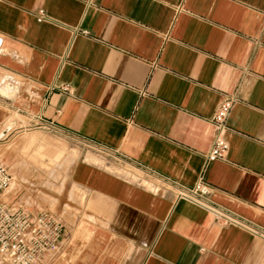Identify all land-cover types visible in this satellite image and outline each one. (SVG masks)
<instances>
[{
  "label": "crops",
  "instance_id": "obj_1",
  "mask_svg": "<svg viewBox=\"0 0 264 264\" xmlns=\"http://www.w3.org/2000/svg\"><path fill=\"white\" fill-rule=\"evenodd\" d=\"M225 96L228 150L206 162ZM14 115L23 148L76 154L57 190L31 174L0 198L54 206L51 264H264V0H0V142ZM199 180L259 232L177 198Z\"/></svg>",
  "mask_w": 264,
  "mask_h": 264
},
{
  "label": "built area",
  "instance_id": "obj_2",
  "mask_svg": "<svg viewBox=\"0 0 264 264\" xmlns=\"http://www.w3.org/2000/svg\"><path fill=\"white\" fill-rule=\"evenodd\" d=\"M43 20V12L40 11L37 21ZM59 89L69 92L67 86ZM233 104L234 99L225 96L213 112L210 123L215 134L205 155L206 162L223 159L227 153L225 136ZM14 180L10 167L0 158V198L11 189ZM211 190L210 185L199 180L192 187L178 188L177 198L206 210L220 227L236 225L259 232L250 223L215 204L210 198ZM64 233V225L54 212L24 208L17 203V196L11 201L0 199V264H51L62 251Z\"/></svg>",
  "mask_w": 264,
  "mask_h": 264
},
{
  "label": "rangeland",
  "instance_id": "obj_3",
  "mask_svg": "<svg viewBox=\"0 0 264 264\" xmlns=\"http://www.w3.org/2000/svg\"><path fill=\"white\" fill-rule=\"evenodd\" d=\"M8 126L10 135L4 141L0 142V158L10 167L15 179L20 178L23 181L30 179L31 174L36 178V183L39 186L44 177L50 179V183H45L46 186L53 185L56 188V182L60 175H67L72 160H75V151L66 144L57 141L56 139H46L40 136L41 139L35 145L23 148L21 142L32 133H36L27 122L19 115L11 116L5 124ZM15 143V144H14ZM36 145H42L43 149H36ZM34 171H30V169ZM14 181L11 185L15 187ZM70 200H74L72 197ZM39 203H50L55 205L54 197H46L39 195L37 197ZM41 210V208L39 207ZM54 206L49 210H53ZM48 210V209H44Z\"/></svg>",
  "mask_w": 264,
  "mask_h": 264
},
{
  "label": "bare ground",
  "instance_id": "obj_4",
  "mask_svg": "<svg viewBox=\"0 0 264 264\" xmlns=\"http://www.w3.org/2000/svg\"><path fill=\"white\" fill-rule=\"evenodd\" d=\"M30 137V136H29ZM29 140V139H28ZM28 145V144H27Z\"/></svg>",
  "mask_w": 264,
  "mask_h": 264
}]
</instances>
